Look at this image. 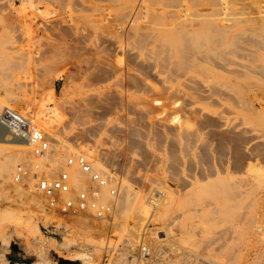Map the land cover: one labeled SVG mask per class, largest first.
Here are the masks:
<instances>
[{
  "label": "rangeland",
  "instance_id": "374dc122",
  "mask_svg": "<svg viewBox=\"0 0 264 264\" xmlns=\"http://www.w3.org/2000/svg\"><path fill=\"white\" fill-rule=\"evenodd\" d=\"M202 2L200 8L190 7L184 1L183 7L173 8L167 1L151 0H118L116 3L63 0L64 4L58 0H22L0 9V43L3 41L0 44V104L29 116L51 139L48 157L36 158L27 148L28 155L17 159L8 179L0 176V211L20 220L14 222L8 216V219L4 218L7 223L5 229L16 230L11 239H7V244L12 247L9 246L6 257L19 259L24 255L18 250L20 247L22 250H35L37 258L28 257L29 260L42 259L52 264H60V260L82 264L80 256L91 253L95 254L93 257L97 264H111L120 258L128 261L126 258L129 255L136 257L137 239L140 231L146 227L147 234L158 239L155 241L173 259V264H264V203L263 211L257 214L260 232L255 231L254 226H250L247 234L239 227H230L231 218L227 219L229 224L225 220L217 227L212 225L213 221L205 223L199 217V191L196 192L199 190L198 177L194 172L190 176L189 164L191 160L196 162V159L187 142L183 140L181 144L180 156L184 163L177 172L178 177L176 174L175 177L171 176L173 169L169 162L154 170L145 165L143 154L137 152L135 155L126 147L128 141L125 134L136 127L135 113L150 114L157 109V114H164V121L167 117L171 118L172 113L173 117H180V123L188 116L186 110L189 107L181 100L171 103L167 97L159 95L163 87L150 79L152 72L142 70V73L129 63L127 53L130 47L119 38L123 29H130L139 22L156 23L162 15L167 16L170 24L167 12L172 10L182 11L190 17L206 10L207 14L210 12L208 18L212 20H220L224 16L245 19L249 12L252 14L264 10V0H215L214 7L209 6L210 0ZM218 10L226 15L220 17ZM121 19L124 20L123 25L119 23ZM103 36H109V39L104 41L101 38ZM262 49L264 65V45ZM142 74H147L149 79H145ZM139 76L143 78L142 83L147 90L129 86L131 79ZM176 102H179V107H176ZM129 125H133L132 128ZM165 151L168 154V149ZM162 152L159 155L162 156ZM79 154L89 157L94 170L104 172L111 169L119 175L120 191L113 226L78 216L70 218L60 227L62 219L46 214L44 201L33 193L31 173L22 183L14 182L18 165L36 164L40 173H59L67 157ZM263 166L262 163L263 176L258 178L262 194ZM74 169L75 177L80 170L77 167ZM139 173L146 179L156 178L155 183H148L151 192V188L166 189V192H172L176 201H180L182 197H178L176 191L183 194L194 189L195 202L186 205L176 220V215L171 213L165 220L152 221L138 228L137 220L129 208L131 206L127 210L122 201L128 186L131 194L139 191L136 182V177L142 176ZM170 177L176 179L173 178V181ZM182 179L190 181V187L183 189ZM84 180L83 185L72 183L73 188L76 185L75 191L84 188ZM109 188L102 189L101 203L110 201ZM257 193H260V189ZM250 200L251 196H248L245 201ZM222 216L230 217L229 214ZM106 243L113 250L124 245V250L130 247L132 251L128 253L125 250L119 256L113 255L104 261L103 248ZM42 252L44 255L40 257Z\"/></svg>",
  "mask_w": 264,
  "mask_h": 264
},
{
  "label": "bare ground",
  "instance_id": "6f19581e",
  "mask_svg": "<svg viewBox=\"0 0 264 264\" xmlns=\"http://www.w3.org/2000/svg\"><path fill=\"white\" fill-rule=\"evenodd\" d=\"M58 1L64 4L63 0ZM104 1L118 2V0H102ZM151 1H167L173 8L183 7V1L193 8H200L203 4L202 0ZM214 1L210 0V7L215 6ZM167 13L171 19L170 24L167 16L162 15L156 23L139 22L130 29H123L119 38L125 40L130 47V52L127 53L129 63L134 64L141 72L142 70L152 72L150 79L163 87L158 94L167 97L171 103L183 101L182 103L189 107H186L188 116L183 117L184 120L179 123L180 117L178 118L177 115L173 117L172 113V117H167L164 121V114H157V109L150 114L135 113L136 127L125 134L128 141L127 150L134 154L137 152L143 154L145 165H149L154 170L157 166L159 168V165L169 162L174 173L173 175L171 172V176L175 177L184 163L180 156L181 144L184 140L193 150L196 159V162L191 160L189 165L190 176L194 172L198 177L199 190L197 189L196 192L199 191L201 214L198 216L202 217L205 223L213 221L211 224L216 227L225 220V223L229 224L227 219L231 218L230 227H239L247 234L250 226H254L255 231L260 232L258 213L263 211L264 203V193L262 194L258 179L263 176L262 163L264 164V140H262L264 138L262 137L264 134V132L262 134L264 131V112H262L264 10L254 11L252 14L249 12L245 19L227 18L224 16L226 13L218 10L220 17H225L220 20L209 19L210 12L207 14L206 10L200 15L191 16L192 18L179 10ZM119 23L123 25L124 20L121 19ZM101 38L106 41L109 36ZM104 41L102 42L105 43ZM106 49L108 51V48ZM110 61L112 62V59ZM142 75L145 79H149L148 76L146 77L147 74ZM139 77L131 79L129 86L138 90L142 88L147 90L142 83L143 78ZM176 103H178L177 107L179 102ZM4 108L7 107L0 104V111ZM184 114L186 115V112ZM178 123L179 125L176 126ZM15 147L22 149L20 150L22 152ZM27 148L30 147L25 141L10 139L0 129L2 178L8 179L17 159L29 153ZM183 150L185 152V149ZM161 152L162 156L159 155ZM87 158L90 161L89 157ZM74 168L69 170L71 185L74 182L83 185L84 175L77 171L74 177ZM143 176L136 177L139 191L131 194L129 190L131 188L128 186L122 201L124 208L127 206V210L130 208L131 213L134 214L138 228L152 221L165 220L171 213L176 215L175 218L173 217L176 220L180 218L179 213L186 205L195 202L196 195L192 191L194 189L188 192L185 190L183 194L176 191L175 194L182 197L180 201H176L172 192H166V189L163 191L151 188V192L148 183H155L156 178L146 179ZM191 184L190 181L183 180L181 186L185 189ZM248 196H251V200L246 202ZM129 205L131 207L128 208ZM221 214H229L230 217H220ZM7 216L0 211V264H52L42 259L29 260L28 257H36L33 248L22 250L18 247L19 251L24 252L19 259L12 260L6 257L10 251L9 246L12 247L7 244L9 242L7 239H11L16 233L14 228L5 229L7 223L4 218ZM8 217L10 221H20L18 218ZM131 218L133 219V216ZM256 224L259 227L255 226ZM100 251L101 249L98 252ZM43 255L44 252L40 257ZM93 255L95 254L81 255L82 264H97ZM60 264L64 263L60 262ZM111 264L135 263L120 258L115 259Z\"/></svg>",
  "mask_w": 264,
  "mask_h": 264
},
{
  "label": "built area",
  "instance_id": "2783aa9c",
  "mask_svg": "<svg viewBox=\"0 0 264 264\" xmlns=\"http://www.w3.org/2000/svg\"><path fill=\"white\" fill-rule=\"evenodd\" d=\"M20 1L22 0H0V9ZM0 129L10 139L25 141L36 158H45L51 151L50 139L26 114L4 108L0 112ZM72 167H77L85 178L84 188L78 191H75L71 185L69 170ZM30 173L34 181L33 193L44 201L46 214L62 219V223H59L60 227L70 218L78 216L106 222L109 226L115 225L116 202L120 191L117 171L111 169L104 172L95 171L88 158L79 154L67 157L64 168L59 173H40L36 164L18 165L13 177L14 182L22 183ZM109 186L110 201L101 203V191ZM155 240L158 239L147 234L144 227L137 239L136 257L129 255L126 259L135 264H173V259L165 254L164 248L162 249ZM120 246L121 248L113 250L106 243L103 248L104 261L113 255L119 256L125 250L128 253L132 251L130 247L124 250V245Z\"/></svg>",
  "mask_w": 264,
  "mask_h": 264
},
{
  "label": "water",
  "instance_id": "95a60500",
  "mask_svg": "<svg viewBox=\"0 0 264 264\" xmlns=\"http://www.w3.org/2000/svg\"><path fill=\"white\" fill-rule=\"evenodd\" d=\"M61 263H64V264H77V263H74V262H69V261H64V260H60Z\"/></svg>",
  "mask_w": 264,
  "mask_h": 264
}]
</instances>
